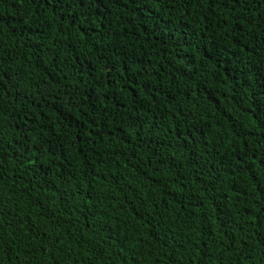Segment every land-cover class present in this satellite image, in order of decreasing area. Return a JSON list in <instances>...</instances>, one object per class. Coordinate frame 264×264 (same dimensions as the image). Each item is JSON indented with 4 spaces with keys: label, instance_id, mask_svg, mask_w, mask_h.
<instances>
[{
    "label": "trees",
    "instance_id": "16d2710c",
    "mask_svg": "<svg viewBox=\"0 0 264 264\" xmlns=\"http://www.w3.org/2000/svg\"><path fill=\"white\" fill-rule=\"evenodd\" d=\"M0 264H264V0H0Z\"/></svg>",
    "mask_w": 264,
    "mask_h": 264
}]
</instances>
